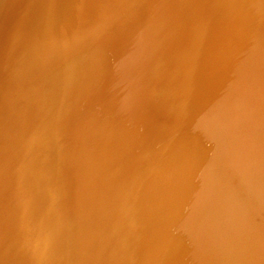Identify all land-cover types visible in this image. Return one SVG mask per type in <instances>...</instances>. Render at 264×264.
Returning <instances> with one entry per match:
<instances>
[{
    "label": "bare ground",
    "instance_id": "obj_1",
    "mask_svg": "<svg viewBox=\"0 0 264 264\" xmlns=\"http://www.w3.org/2000/svg\"><path fill=\"white\" fill-rule=\"evenodd\" d=\"M1 9L0 264H264V0Z\"/></svg>",
    "mask_w": 264,
    "mask_h": 264
},
{
    "label": "rangeland",
    "instance_id": "obj_2",
    "mask_svg": "<svg viewBox=\"0 0 264 264\" xmlns=\"http://www.w3.org/2000/svg\"><path fill=\"white\" fill-rule=\"evenodd\" d=\"M4 13H5V10H2L0 11V24L2 23V19L4 18ZM217 78L221 79V80H224V78H222V76H217Z\"/></svg>",
    "mask_w": 264,
    "mask_h": 264
}]
</instances>
